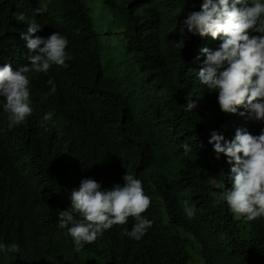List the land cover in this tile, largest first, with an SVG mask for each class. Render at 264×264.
<instances>
[{"label": "trees", "instance_id": "1", "mask_svg": "<svg viewBox=\"0 0 264 264\" xmlns=\"http://www.w3.org/2000/svg\"><path fill=\"white\" fill-rule=\"evenodd\" d=\"M94 2L109 21L107 32L122 37L117 68L104 64ZM203 2L0 0V69L30 66L10 64L25 63L21 34L30 23L45 38L53 30L65 34L71 57L47 73L27 74L32 113L21 124L9 127L0 97V245H18L15 253L0 250V264H192L188 233L200 243L202 264H264V217L248 221L218 201L231 189L232 165L223 153L217 160L208 143L212 131L226 141L240 128L259 135L264 121L250 119L244 107L223 112L218 93L199 81L202 49L217 50L223 34L213 39L185 30L181 37L179 28ZM181 39L179 49L174 42ZM49 79L56 91L46 96ZM126 173L150 197L142 216L152 226L136 240L127 235L136 222L129 217L76 251L58 212L71 210L82 180H95L103 191L123 186Z\"/></svg>", "mask_w": 264, "mask_h": 264}, {"label": "clouds", "instance_id": "2", "mask_svg": "<svg viewBox=\"0 0 264 264\" xmlns=\"http://www.w3.org/2000/svg\"><path fill=\"white\" fill-rule=\"evenodd\" d=\"M46 10V6L37 7L35 12L42 14ZM24 19L21 13L19 20ZM41 28L37 23H30L21 34L26 50L25 63L9 61L14 67L30 66L16 72L10 65L0 69V97L5 98L3 107L8 113L9 127L21 124L32 113L27 74L47 73L51 66H62L67 59H71L65 51L68 37L53 30L54 33L45 38ZM185 30L201 37L210 34L213 39L223 34V42L217 50L202 49L206 59L198 72V79L210 91L218 93V104L223 112L237 113L238 108L244 107L250 119L264 121V0H204L201 10L189 13L180 26L181 37L185 35ZM97 32L101 39V33ZM174 43L179 49L184 47L183 39ZM111 61L104 64H112ZM47 83L51 89L46 96L56 91L53 80L49 79ZM195 107V101L189 98L187 110L192 111ZM240 114L244 115L243 112ZM51 117L52 114L47 113L44 120L48 121ZM208 143L213 145L217 160L223 153L232 165L231 189L220 193L218 201H226L234 215L248 221L264 217V130L259 135H252L247 129L240 128L231 141L212 131ZM183 148L185 154L191 151L187 143ZM123 179V186L116 184L103 191L95 180H82L79 190L71 193V210L58 212L59 227L67 229L76 251L85 244L93 243L103 230L126 224L129 217L136 222L127 235L136 240L141 239L152 226V221L142 216L150 207L151 200L144 194L141 181L127 173ZM184 205L187 217L191 218L193 209L187 206V200ZM74 213L82 216L81 222L74 219ZM0 250L15 253L18 245H0Z\"/></svg>", "mask_w": 264, "mask_h": 264}, {"label": "rangeland", "instance_id": "3", "mask_svg": "<svg viewBox=\"0 0 264 264\" xmlns=\"http://www.w3.org/2000/svg\"><path fill=\"white\" fill-rule=\"evenodd\" d=\"M89 2H93V0H89ZM91 8H92V15L95 18L96 24H97V30L101 33V39L104 43L103 45V57H104V62L107 63L110 60L111 63L118 67V57L117 53L122 51V45H123V40L121 36L117 35H107L106 33H103V31L107 32V27L109 26V21L107 18L101 15V10L98 7V3L94 2L91 3ZM117 57V58H114ZM187 236L193 241L194 243V251H191L192 255V264H202L200 258V250L201 246L200 243H198L193 235L190 233L187 234ZM200 258H199V256Z\"/></svg>", "mask_w": 264, "mask_h": 264}]
</instances>
